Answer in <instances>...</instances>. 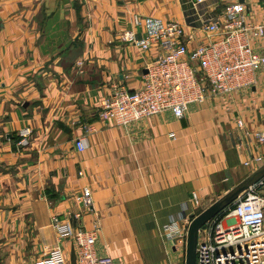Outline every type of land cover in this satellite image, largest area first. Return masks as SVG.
Instances as JSON below:
<instances>
[{
    "label": "crops",
    "instance_id": "0c3cea01",
    "mask_svg": "<svg viewBox=\"0 0 264 264\" xmlns=\"http://www.w3.org/2000/svg\"><path fill=\"white\" fill-rule=\"evenodd\" d=\"M192 1L0 0V264H21L28 239L39 253L26 264L44 247H56L54 214L89 230L98 219L97 250L116 264H184L164 227L194 215L193 193L204 210L250 178L264 177V142L255 136L264 131L263 71L232 102L192 104L183 118L164 112L129 126L99 120L111 87L139 88L155 55L120 39L134 29L135 14L139 38L175 21L194 47L207 41L198 19L219 16L236 0L196 7ZM237 1L247 5L251 22L264 20V0ZM25 126L32 142L20 149ZM80 137L88 144L82 152L75 144ZM254 156L261 160L247 165ZM84 187L93 194L90 211L74 201ZM53 189L60 199L49 200ZM140 239L145 246L137 259L129 252ZM62 247L70 263L71 243Z\"/></svg>",
    "mask_w": 264,
    "mask_h": 264
},
{
    "label": "built area",
    "instance_id": "2783aa9c",
    "mask_svg": "<svg viewBox=\"0 0 264 264\" xmlns=\"http://www.w3.org/2000/svg\"><path fill=\"white\" fill-rule=\"evenodd\" d=\"M204 1L194 0L192 7ZM248 13L247 5L237 0L227 5L219 16L207 12L198 19L207 41L194 47L189 45L191 38L184 26L175 21H168L157 31L139 38L136 28L141 18L135 14L134 29L124 31L120 39L125 44L139 46L142 51L154 49L155 55L146 63L147 72L142 73L139 88L132 90L118 84L111 87L102 101L99 120L129 126L164 112L183 118L190 105L211 98L226 104L232 102L235 93L255 84L256 72H264V20L251 22ZM237 122L244 127L242 120ZM32 135L30 126L23 127L16 141L18 148H28ZM255 136L264 142V131L256 132ZM171 138H175L174 133ZM75 144L80 152L88 148L85 137L78 138ZM259 160L260 156H254L246 164ZM79 174L84 175V171ZM260 186H264V177L199 230L196 264H264V194ZM75 200L89 211L94 207L89 187H84ZM192 202L197 208L201 206L196 193ZM77 217L81 216L77 214ZM191 218L185 214L164 227V236L175 252L187 244ZM52 225L58 245L33 264H116L111 255L99 254L97 250L98 219L89 230L73 227L71 220L54 214ZM66 241L72 247L70 263L62 247Z\"/></svg>",
    "mask_w": 264,
    "mask_h": 264
},
{
    "label": "water",
    "instance_id": "95a60500",
    "mask_svg": "<svg viewBox=\"0 0 264 264\" xmlns=\"http://www.w3.org/2000/svg\"><path fill=\"white\" fill-rule=\"evenodd\" d=\"M144 72H147L146 68ZM254 179V177L250 178L240 184L232 192L215 201L208 208L200 212V214L192 217L188 228L185 264H196L199 230L218 213L228 207L240 193L245 191L254 182Z\"/></svg>",
    "mask_w": 264,
    "mask_h": 264
},
{
    "label": "rangeland",
    "instance_id": "374dc122",
    "mask_svg": "<svg viewBox=\"0 0 264 264\" xmlns=\"http://www.w3.org/2000/svg\"><path fill=\"white\" fill-rule=\"evenodd\" d=\"M69 62V60H67V62L66 63H68ZM83 64H84V61H81V66H83ZM20 149H23V148H20ZM259 177H262V176H259ZM259 177H257V180L259 179ZM256 181V180H255ZM254 181V182H255ZM253 182V183H254ZM252 183V184H253ZM259 190H260V192L262 193V194H264V186H260V188H259ZM244 192V191H243ZM242 193H240L235 199H234V201L241 195ZM61 198V195H60V193L59 192H56L54 189L53 190H51V192H50V194H49V200H55V199H60ZM74 199H76V196H75V198ZM74 201H76V200H74ZM233 201V202H234ZM192 205L194 206V204L192 203ZM206 205V204H205ZM208 208V207H207ZM206 209V208H205ZM203 211V206L201 205L200 207H198V208H196L195 210H194V215H198V214H200V212H202ZM194 215H190V217H194ZM192 219V218H191ZM119 235V234H118ZM120 237H123L122 235H119ZM29 237V236H28ZM27 237V238H28ZM118 237H117V241H118ZM167 240V239H166ZM168 241V240H167ZM28 243H27V245H26V247H25V249H24V253H22L21 254V256H22V259H21V264H26L25 263V261H26V259H27V257H31L34 253H37V247H36V244L33 242V240L32 239H28V241H27ZM33 242V243H32ZM139 242V246H136V248H134V246H132L131 248H130V252H129V254L131 253V252H133L135 255H137V259H139V254L142 252L141 250H143L144 251V246H145V242H143V240H139L138 241ZM170 242V241H169ZM30 243V244H29ZM136 245V244H135ZM170 245V244H169ZM185 246V247H184ZM186 246H187V244L186 245H183V247H184V249L183 250H181V249H179L177 252H176V255L180 258V259H183L184 260V258L186 259ZM53 248V247H52ZM51 249V247H44L43 248V250L41 251V253L42 252H44V254L45 253H47L49 250ZM123 252L124 253H126L127 252V249L125 248L124 250H123ZM39 253V252H38ZM37 253V254H38ZM175 255V256H176ZM176 256V258L174 259V260H176V259H178V257ZM131 258H133V259H135V257H134V255L132 254V256H131ZM133 264H135L134 263V261H133Z\"/></svg>",
    "mask_w": 264,
    "mask_h": 264
},
{
    "label": "trees",
    "instance_id": "16d2710c",
    "mask_svg": "<svg viewBox=\"0 0 264 264\" xmlns=\"http://www.w3.org/2000/svg\"><path fill=\"white\" fill-rule=\"evenodd\" d=\"M232 203H233V202H232ZM232 203H231V204H232ZM231 204H230V205H231ZM230 205H229V206H230ZM226 208H227V207H226ZM221 212H222V211H221ZM221 212H220V213H221ZM220 213H218L217 215H220Z\"/></svg>",
    "mask_w": 264,
    "mask_h": 264
}]
</instances>
